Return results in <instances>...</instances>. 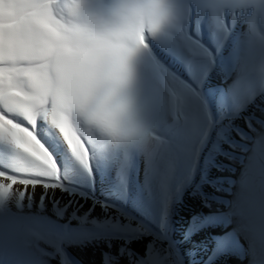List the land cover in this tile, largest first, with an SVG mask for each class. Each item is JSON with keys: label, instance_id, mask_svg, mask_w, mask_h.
I'll list each match as a JSON object with an SVG mask.
<instances>
[{"label": "rangeland", "instance_id": "1", "mask_svg": "<svg viewBox=\"0 0 264 264\" xmlns=\"http://www.w3.org/2000/svg\"><path fill=\"white\" fill-rule=\"evenodd\" d=\"M165 3L172 18L149 38L155 61H134L132 86L157 139L93 150L88 172L41 128L59 179L0 197V264H264V0L223 8L226 31L206 0ZM30 167L0 141V170Z\"/></svg>", "mask_w": 264, "mask_h": 264}, {"label": "snow or ice", "instance_id": "2", "mask_svg": "<svg viewBox=\"0 0 264 264\" xmlns=\"http://www.w3.org/2000/svg\"><path fill=\"white\" fill-rule=\"evenodd\" d=\"M12 7L3 15L0 27V117L10 124L0 131V141L10 144L30 162L29 174L24 171L0 170V197L12 192L14 184L50 187L41 178L59 179L53 155L39 139V130L46 128L66 147L71 156L90 172L93 149L80 137L77 124L88 121L91 110L98 104H126L132 98L135 78L134 61L152 56L149 38H158L172 18V9L165 0H155L147 10L155 25L142 35V43L128 41L115 76L107 74L100 51L85 42L82 53L67 54L49 47L47 33L28 15L37 12L49 22L72 29L81 37L104 36L127 17L128 0H116L111 5L89 6L82 0H6ZM256 0H206L219 29L225 30L222 9L233 10L254 5ZM189 52L203 51L196 41L181 36ZM175 99V98H174ZM51 109L58 110L65 127L83 145L82 154L75 143L49 123ZM21 197L25 192H18Z\"/></svg>", "mask_w": 264, "mask_h": 264}, {"label": "clouds", "instance_id": "3", "mask_svg": "<svg viewBox=\"0 0 264 264\" xmlns=\"http://www.w3.org/2000/svg\"><path fill=\"white\" fill-rule=\"evenodd\" d=\"M128 3V17L104 36L73 35L74 30L49 22L33 10H29L27 15L47 33L50 48L67 54L82 53L86 50L87 42L99 49L107 74L115 76L127 51L128 41L135 39L142 43L143 33L156 23L155 18L147 11L155 0H128ZM11 7L8 3L0 5L5 16ZM49 123H54L61 134L74 142L84 154L80 139L65 127L58 110H50ZM6 127H10L9 122L0 117V131L6 130ZM77 131L94 151L110 147H146L152 140L157 139L140 118L133 98H129L126 104H98L91 110L88 121L78 122Z\"/></svg>", "mask_w": 264, "mask_h": 264}, {"label": "bare ground", "instance_id": "4", "mask_svg": "<svg viewBox=\"0 0 264 264\" xmlns=\"http://www.w3.org/2000/svg\"><path fill=\"white\" fill-rule=\"evenodd\" d=\"M246 15L244 14V15H242V17H245ZM247 18V17H246ZM246 18H242L240 21H239V28H237L236 30L238 31V30H241L243 27H244V25H246ZM151 67H152V69L156 72V73H158L159 74V72H158V66H157V64L155 63V62H153V63H151ZM244 110H246V108H244L243 109V111ZM212 123V122H211ZM213 123H214V121H213ZM171 127H172V125H170L169 127H167L165 130H163L161 133H160V138H162V137H164L165 136V134H167L170 130H172L171 129ZM208 136V135H207ZM159 139V138H158ZM160 141H161V139H160ZM160 141H159V144L158 145H160ZM161 143H162V141H161ZM59 184V183H58ZM62 185V184H61ZM65 190V191H69V193L70 194H75V192H72V191H70V190H67L66 188H62V190ZM85 196H83L82 195V198H84Z\"/></svg>", "mask_w": 264, "mask_h": 264}, {"label": "trees", "instance_id": "5", "mask_svg": "<svg viewBox=\"0 0 264 264\" xmlns=\"http://www.w3.org/2000/svg\"><path fill=\"white\" fill-rule=\"evenodd\" d=\"M189 179H191V177L190 178H188L187 180L189 181ZM192 183H193V180L191 181ZM172 237V240L174 239V237L173 236H171ZM174 256V255H173ZM175 260V264H178V262H177V260H176V258H174Z\"/></svg>", "mask_w": 264, "mask_h": 264}]
</instances>
